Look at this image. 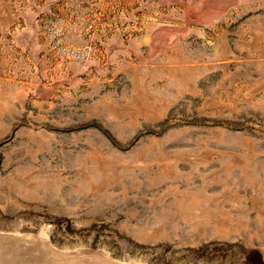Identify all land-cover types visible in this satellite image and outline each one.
<instances>
[{
	"label": "rangeland",
	"instance_id": "rangeland-1",
	"mask_svg": "<svg viewBox=\"0 0 264 264\" xmlns=\"http://www.w3.org/2000/svg\"><path fill=\"white\" fill-rule=\"evenodd\" d=\"M0 264H264V0H0Z\"/></svg>",
	"mask_w": 264,
	"mask_h": 264
}]
</instances>
